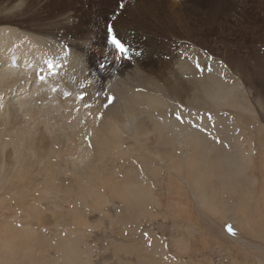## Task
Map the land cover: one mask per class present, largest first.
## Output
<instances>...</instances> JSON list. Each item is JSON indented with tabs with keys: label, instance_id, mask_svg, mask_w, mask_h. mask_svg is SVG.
I'll use <instances>...</instances> for the list:
<instances>
[{
	"label": "rangeland",
	"instance_id": "1",
	"mask_svg": "<svg viewBox=\"0 0 264 264\" xmlns=\"http://www.w3.org/2000/svg\"><path fill=\"white\" fill-rule=\"evenodd\" d=\"M153 1L122 0L125 7L119 10L114 32L129 47L128 60L115 59L113 46L106 39V22L117 11V0H0V27L58 37L67 45L74 42L83 59L81 62L85 63L83 66H87L80 63L84 73L80 72L76 79L75 92L84 91L88 85L96 90L102 82L111 79L112 72H121L127 64L134 65L139 74L146 80L156 81L160 88L165 87V81L178 82L182 88L181 103L173 100L170 85L166 86L168 93L163 98L170 106L169 115L174 117L178 113L182 118L191 119L193 125L194 122L201 124L213 140L230 133L228 138L234 143L236 135H243L246 137L244 148H253L250 164L247 159L235 162L239 170L243 168L246 178L249 175L251 179L253 173L257 180V184L251 186L253 191H249L251 198H242L241 192L248 193L249 185L244 180L241 184L234 182L233 173L223 177L231 181L229 188H225L222 157L228 154L222 142L211 151L201 150L200 155L194 149L189 151L188 170L193 175L207 173L198 184L190 182V178L188 183L183 181L147 155L145 166L140 167L143 176L139 175L137 183L145 193L150 191L153 200L137 218L130 216L133 211L126 208L121 195H109L106 201L101 195L90 196L84 206L74 211L77 208L74 196L77 195L70 191V199L62 201L55 209L53 202L58 196H48L47 182L28 185L7 182L0 184V226L9 219L20 224L15 230H22L29 224L35 228V234L21 236L28 240L27 248L31 246L32 251H26L13 263L4 264H34L36 261L38 264H64L58 246L51 241L53 234L63 227V216L78 219L72 227L74 235L80 236L76 247L84 248L91 264H264V0ZM100 61L106 64L104 69L97 68ZM196 61L200 69L194 67ZM185 64L194 68L193 76L185 75ZM205 73L210 79L208 82L206 79L204 85L234 86L235 96L230 102L211 101L198 89L197 77L200 79ZM59 84L60 81L55 84L56 88ZM110 88L113 89L112 82ZM63 92L58 97L69 104H86L85 99L81 103L75 99L74 91L69 97H64ZM9 105H0V110L4 107L11 110ZM248 139L251 145L246 142ZM13 156L14 152L9 150L0 152V162L8 167L14 161ZM205 157L210 164L203 161ZM121 159L125 160L121 157L113 162L117 172L108 173L118 179H122L125 169ZM125 166L133 167L130 161H126ZM38 167L35 171L44 170V165L33 164V169ZM230 167L236 170V166ZM149 174H155L158 179ZM128 200L130 205L138 202L133 198ZM225 210L233 214L235 220L225 219ZM238 224L244 230L237 228ZM132 245L134 247L130 248ZM21 249L24 248L21 246Z\"/></svg>",
	"mask_w": 264,
	"mask_h": 264
},
{
	"label": "bare ground",
	"instance_id": "2",
	"mask_svg": "<svg viewBox=\"0 0 264 264\" xmlns=\"http://www.w3.org/2000/svg\"><path fill=\"white\" fill-rule=\"evenodd\" d=\"M136 5L135 3L134 6ZM155 13L158 12L155 11ZM131 28V30L134 29ZM140 29L139 31H141ZM136 37L134 35V38ZM139 41L138 43H140ZM68 43L67 45L65 40L54 36L34 35L14 27H0V105L5 106L6 103H10L9 106L12 107L10 110L3 106L4 108L0 110V152H5V150L14 152V161L8 167H5L3 161L0 162V184L11 182L28 185L37 181L47 182L49 185L48 196H58L57 201L53 202L55 209L59 208L62 201L69 200L68 193L73 191L77 195L74 196L77 205L74 211L84 206L90 196L101 195L103 201H106L109 195L117 194L121 195L126 208L133 211V215L130 216L137 218L147 210L148 203L153 200L150 191L145 193L137 183V179L143 171L140 167L146 164V157L155 158L158 164L173 171V175L179 176L183 181L188 183V178H190V182L194 181L198 184L199 180L203 179L207 173L193 175L192 171L188 170L191 157L189 151L194 149L200 155L201 150L211 151L219 142H222L225 152L228 154L222 157V182L225 183V188L226 186L229 188L231 181L224 178L233 173L234 182L241 184L244 180L249 185L248 193L241 192L242 198H251L252 194L249 191H253L251 186L257 184V180L253 173L251 179L248 178L249 175H246V178L243 168L240 167L239 170V165H235V162L247 159L250 164L253 148H244L243 143L246 137L243 135H233L235 141L231 142L228 138L230 133L220 136V139H214L216 142H213V137L201 124L194 122L193 125L191 119L186 117L182 121H178L176 116L169 115L170 106L166 104L163 97L168 93L166 86L170 85L173 100L179 103L182 88L178 82L165 81V87L160 88L156 81L146 80L134 65L128 66L127 64V67L123 68L121 72H112L110 80H103L104 82L99 87L96 84L98 87L96 90L90 88V85L83 89L87 93L86 103L92 104L89 110L84 109L81 105L69 104L66 100L58 97V94H62L64 89L69 93L75 92L76 79L80 75L79 73H82V66L85 64L81 62L83 59L78 53L77 47L74 46V42ZM49 59L53 60L58 68H55L54 75H48L45 61ZM193 70L190 65L183 66V71L188 77L189 74L193 76ZM39 73L46 76L44 81L37 79ZM199 77H197L198 81L195 80L198 82L197 87L207 99L218 103H228L229 99L235 96L232 90L234 86L226 88L222 83H218L216 86L210 87L204 85L205 80L207 79L208 82L210 79L207 73L202 78L198 79ZM59 81L60 87L58 86L57 92H52L51 89L56 87L55 84ZM111 82L113 89L110 88ZM51 83L54 84L53 87ZM80 92L81 90H77L75 93L77 95ZM109 94L116 97L113 104H119L104 108L103 104L106 103V96ZM47 98L49 100H46ZM202 102L205 100L203 99ZM64 104H67L65 108ZM75 107L77 109L74 112ZM98 113H102L100 119L96 118ZM85 136L90 138V146L89 142L85 140ZM246 142L249 145L252 144L250 139ZM226 144L228 145L226 146ZM162 147L165 148V151L168 149L170 151H161ZM121 157L125 158V160L121 159L122 167L125 169L122 179H118L117 176H111L108 173L115 174L117 172V168L113 167V162L115 163L114 159ZM229 158L233 161H227ZM210 159L213 160V157L211 156ZM126 161H130L133 167H126ZM203 161L210 164L209 158L205 157ZM33 164L40 167L44 165V170L35 171L39 167L33 169ZM231 165L236 166V170H233ZM154 168L152 169L155 170ZM154 173L156 174L155 171ZM155 174L148 176L155 177ZM167 175L169 176V174ZM155 178L158 179V177ZM73 185L77 187L73 188ZM21 189L24 190V187ZM129 198L138 202L130 205ZM78 203L82 205L78 206ZM155 204L157 203L155 202ZM224 218L235 220L234 215L230 214L228 210L227 212L225 210ZM77 222L78 219H67L63 216V227L58 233L53 234L54 238L51 241L54 246H58L57 251L61 255L60 258L64 259V264H91L84 248L79 250L76 247L80 236L74 235L75 231L72 227ZM17 227H20V224L15 221L10 222L9 219L0 226V262L2 264L13 263L26 251H32L31 246L27 248L28 240L22 239L21 236L34 235L35 228L29 224L22 230H15ZM237 228L243 229L240 224L237 225ZM40 244L44 243L40 241ZM49 245L48 243L47 246ZM21 246L24 249H21ZM133 247L134 245L130 246V248ZM34 264H38V262L36 261Z\"/></svg>",
	"mask_w": 264,
	"mask_h": 264
},
{
	"label": "snow or ice",
	"instance_id": "3",
	"mask_svg": "<svg viewBox=\"0 0 264 264\" xmlns=\"http://www.w3.org/2000/svg\"><path fill=\"white\" fill-rule=\"evenodd\" d=\"M125 7L124 3L122 2V0H117V11L114 12L113 16L109 19L108 22H106V39H107V43L111 44L113 46L114 49V58L119 60V59H124V60H128L130 59V49L129 47L120 39L118 38V34H116L114 32V28H115V20L118 18V14H119V10H122ZM139 55V53L137 54ZM209 59H211V57H209ZM45 64L47 66V71H48V75H54L55 74V68H56V64L54 63L53 60L49 59L45 61ZM106 67V64L104 62H100L97 64V68L98 69H104ZM195 67L197 69L201 68V65L199 63V61H196L195 63ZM209 72L211 71V67L209 66V68L207 69ZM37 79H39L40 81H44L46 79V76L42 73L37 74ZM80 87L83 89L84 85L81 84ZM52 92H56L57 88L53 87L51 89ZM63 96L64 97H69L70 93L68 91H64L63 92ZM76 100L79 101H83L85 99V92L81 91L78 95H76L75 97ZM114 97L112 95H107L106 96V103L103 104L104 108H108L114 101ZM86 109H90L92 107V104H84L83 105ZM176 119L178 121H182V116L178 113H175ZM102 117V113H98L97 114V119H100ZM85 140L89 142V146H90V138L88 136H85ZM229 231L232 232L231 226H229Z\"/></svg>",
	"mask_w": 264,
	"mask_h": 264
}]
</instances>
